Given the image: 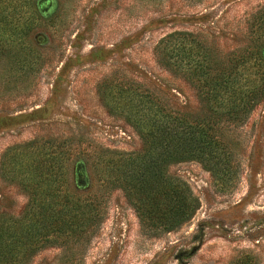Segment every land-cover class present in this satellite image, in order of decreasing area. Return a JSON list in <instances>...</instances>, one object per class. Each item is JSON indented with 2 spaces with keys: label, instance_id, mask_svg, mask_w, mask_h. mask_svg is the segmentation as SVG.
I'll return each instance as SVG.
<instances>
[{
  "label": "rangeland",
  "instance_id": "obj_1",
  "mask_svg": "<svg viewBox=\"0 0 264 264\" xmlns=\"http://www.w3.org/2000/svg\"><path fill=\"white\" fill-rule=\"evenodd\" d=\"M6 3L0 5V168L10 148L37 139L67 153L73 191L102 190L103 218L78 264H264V96L246 114L208 109L195 76L170 70L156 52L166 34L187 31L216 63L260 78L264 67L242 53L264 39V0H39L34 14L29 7L10 11ZM105 80L147 93L186 122L209 125L228 154L216 174L196 160L168 165L198 199L192 217L173 230L142 229L123 191L95 164L143 150L121 108L111 106L115 89L104 96ZM76 162L86 182L74 176ZM10 177L0 170V211L18 216L27 196ZM75 263L57 246L31 261Z\"/></svg>",
  "mask_w": 264,
  "mask_h": 264
},
{
  "label": "trees",
  "instance_id": "obj_2",
  "mask_svg": "<svg viewBox=\"0 0 264 264\" xmlns=\"http://www.w3.org/2000/svg\"><path fill=\"white\" fill-rule=\"evenodd\" d=\"M7 1L10 11L30 8L32 14L39 4V0ZM23 27L28 30L32 23ZM260 40L244 49L242 57L252 54L257 66L263 68L260 51L264 39ZM205 47L195 34L174 31L160 39L156 52L170 70L195 76L198 95L208 109L248 113L264 96V74L246 78L242 72L213 61ZM103 86L104 96L115 89L109 97L111 106L121 108L140 136L143 150L117 153L114 158L97 159L95 164L109 185L123 191L142 229L158 233L177 228L192 217L198 199L183 180L168 173V165L196 160L216 174L217 166L228 158L222 142L209 125L192 124L179 114L160 109L147 93L124 84L112 86L107 80ZM0 170L2 176L17 180L27 196L18 216L0 211V264H31L40 250L50 246L60 247L64 257L70 255L71 262L78 264L103 218L102 190L85 195L73 191L67 179V153L56 144L46 146L37 139L4 153ZM73 170L76 179L86 182L81 162H76ZM104 180L100 187L107 185Z\"/></svg>",
  "mask_w": 264,
  "mask_h": 264
}]
</instances>
